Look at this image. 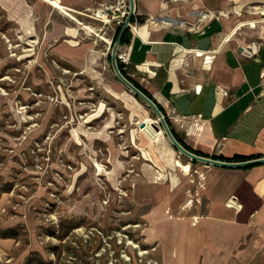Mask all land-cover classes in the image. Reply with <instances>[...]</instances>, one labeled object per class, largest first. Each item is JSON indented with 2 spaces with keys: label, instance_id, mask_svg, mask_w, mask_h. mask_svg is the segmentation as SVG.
<instances>
[{
  "label": "rangeland",
  "instance_id": "obj_1",
  "mask_svg": "<svg viewBox=\"0 0 264 264\" xmlns=\"http://www.w3.org/2000/svg\"><path fill=\"white\" fill-rule=\"evenodd\" d=\"M29 14L18 24L0 6V264H160L145 212L164 190L178 205L188 157L113 72L109 28L83 27L103 53L76 61Z\"/></svg>",
  "mask_w": 264,
  "mask_h": 264
},
{
  "label": "crops",
  "instance_id": "obj_2",
  "mask_svg": "<svg viewBox=\"0 0 264 264\" xmlns=\"http://www.w3.org/2000/svg\"><path fill=\"white\" fill-rule=\"evenodd\" d=\"M41 1L0 6L24 25L34 10L53 52L89 62L103 51L81 29L101 24L113 38L115 20L103 24L100 12L115 5L119 16L129 7V0H58L62 9ZM132 14L119 63L178 138L208 156L264 157V0H134ZM252 40L258 55L247 58L240 48ZM179 162L188 171L175 163L178 205L164 190L145 212V238L157 243L159 263L264 264V162ZM231 195L236 208L226 204Z\"/></svg>",
  "mask_w": 264,
  "mask_h": 264
},
{
  "label": "water",
  "instance_id": "obj_3",
  "mask_svg": "<svg viewBox=\"0 0 264 264\" xmlns=\"http://www.w3.org/2000/svg\"><path fill=\"white\" fill-rule=\"evenodd\" d=\"M134 10V0H129V7H128V11H127V16L125 17L124 21L122 22L121 26H120V30L119 33L117 35V37L115 38V40L112 42L113 46L111 48L110 51V57H111V66H112V70L115 73V75L117 76V78L120 80V82H122L123 84H125V86H127L132 92L133 94L137 95L138 97H140L141 99H143L145 101V103L152 108L153 112L156 114L161 127H163L164 132H166L167 137L169 138V141H171V143L173 144V146L181 153H183L184 155H187L190 159L194 160H200L206 163H214V164H218V165H225V166H243V165H252L254 163H259V162H264V157H255V158H251L248 160H240V161H226V160H218L215 159L211 156L207 157L204 155H199L197 153H193L191 151H189L188 149H186L181 143H179L175 137L173 136L170 127H168L165 116L163 113H161V111L159 110V108L157 107L156 103L153 101V99H149L136 85H133L123 74L121 71H119L118 67H117V57H116V52L118 49V46L120 45V39L122 38L124 32L128 29L129 24H130V20L132 17V13ZM145 125L144 122H139L138 126L139 127H143ZM154 128L158 129L157 125H153Z\"/></svg>",
  "mask_w": 264,
  "mask_h": 264
},
{
  "label": "built area",
  "instance_id": "obj_4",
  "mask_svg": "<svg viewBox=\"0 0 264 264\" xmlns=\"http://www.w3.org/2000/svg\"><path fill=\"white\" fill-rule=\"evenodd\" d=\"M116 9L115 5H109L106 6L104 10H102L100 12L99 18L103 20V24L104 23H109L112 19L115 20V23L117 26H121L122 22L124 21L125 17L127 16V11L128 9H123L118 15H115L112 11V9ZM258 43L256 41H249L248 44H246L245 46H242L240 48V53L243 54L245 57L247 58H255L258 53ZM237 203V198L233 195H231L227 201L226 204L228 206L234 207L236 208V204Z\"/></svg>",
  "mask_w": 264,
  "mask_h": 264
},
{
  "label": "trees",
  "instance_id": "obj_5",
  "mask_svg": "<svg viewBox=\"0 0 264 264\" xmlns=\"http://www.w3.org/2000/svg\"><path fill=\"white\" fill-rule=\"evenodd\" d=\"M120 28V25L119 26H117L116 27V31H115V34L113 35V38H112V42L115 40V38L117 37V35H118V33H119V29ZM126 36H127V30L124 32V34H123V36H122V38L120 39V42H123V41H125L126 40ZM117 67H118V69H119V71H121L122 72V74L133 84V85H136L149 99L151 98L152 99V97H151V95H149L148 93H147V91L143 88V87H141L138 83H136V82H134V81H132V79H130V77L129 76H127L126 75V73L122 70V68H121V64L119 63V59L117 58ZM154 100V99H153ZM157 104V103H156ZM157 106H158V108H159V110L161 111V113H163V111H162V109H161V107L157 104ZM164 114V116H165V119H166V122H167V124H168V126H169V121H168V119H167V116L165 115V113H163ZM170 127V126H169ZM170 129H171V132H172V134H173V136L175 137V139L179 142V143H181L186 149H188L189 151H191V152H195V153H197V154H199V155H204V156H207V157H209V156H211V157H213V158H215V159H218V160H221V161H223V160H226V161H235V162H237V161H240V160H248V159H251V158H255V157H258L257 155H251V156H245V155H242V154H235V155H233L232 157H226V156H224V155H214V154H211V155H205V154H203V153H201L200 151H197V150H193L192 148H190L187 144H185V142H183L181 139H179L178 138V136L174 133V131H173V129L170 127Z\"/></svg>",
  "mask_w": 264,
  "mask_h": 264
},
{
  "label": "bare ground",
  "instance_id": "obj_6",
  "mask_svg": "<svg viewBox=\"0 0 264 264\" xmlns=\"http://www.w3.org/2000/svg\"><path fill=\"white\" fill-rule=\"evenodd\" d=\"M47 2H49L50 4H52V5H54L55 7H58V8L64 7V5L61 4L60 2H58V0H47ZM142 120H144V123H145L146 126L149 125L148 124V117H144ZM161 132H162V129L161 128H159V129L154 128L151 131V133H149L151 135V136L149 135L151 137V140H157L158 134L159 133L161 134ZM140 133L143 134L144 136H147V133H145L144 130H141ZM175 163H176V166L181 167L186 172L188 171L186 165L182 164L179 161H175Z\"/></svg>",
  "mask_w": 264,
  "mask_h": 264
}]
</instances>
